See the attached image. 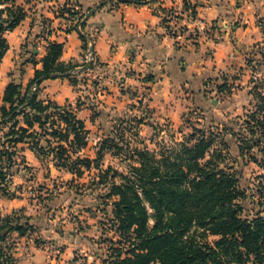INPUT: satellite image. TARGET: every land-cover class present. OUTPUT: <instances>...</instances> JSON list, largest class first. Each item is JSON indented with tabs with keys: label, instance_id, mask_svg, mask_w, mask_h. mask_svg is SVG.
I'll list each match as a JSON object with an SVG mask.
<instances>
[{
	"label": "trees",
	"instance_id": "1",
	"mask_svg": "<svg viewBox=\"0 0 264 264\" xmlns=\"http://www.w3.org/2000/svg\"><path fill=\"white\" fill-rule=\"evenodd\" d=\"M113 1L141 5L148 0ZM103 4L104 0H99L96 8ZM64 12L72 20L69 30L78 33L85 48L87 36L81 26L85 25L87 14L70 8ZM26 17L22 4L0 0V63L9 48L5 33ZM262 30L264 34V25ZM62 51V42L47 41L39 60L41 65L34 68L25 88L9 82L2 91L0 125L7 124L8 129L1 143L0 194L9 195L12 174L18 172L17 168L12 170V165L24 163L23 158L17 163L12 159L14 152L10 149L15 145L26 144L39 160L47 158L54 168L76 177L82 175L84 168H99L103 152L110 151L129 160L126 173L108 165L98 169L96 180L97 184H108L103 197L113 198L117 241L126 244L114 264H264V173L259 176L260 206L252 216H243L241 201L246 193L237 170L227 164L233 159L229 144L220 137L225 129L238 142V157L253 155V161L258 159L264 167V94L259 85L254 84L249 91L257 97L254 109L245 114L238 126L224 123L220 132L194 126L180 141L157 152L146 147L131 148L122 133H109L97 143L92 159L80 155L87 145L88 129L76 114L79 98L74 107L37 98L36 90L43 80L66 78L74 86L90 65L62 61ZM258 54L257 61L264 63V48ZM251 61L247 59L248 66ZM32 86H36L34 91ZM229 87L222 81L216 90L226 91ZM120 122L124 123L121 119ZM32 228L29 218L16 211L0 215V241L11 231L23 235ZM13 263L9 249L0 244V264Z\"/></svg>",
	"mask_w": 264,
	"mask_h": 264
},
{
	"label": "rangeland",
	"instance_id": "2",
	"mask_svg": "<svg viewBox=\"0 0 264 264\" xmlns=\"http://www.w3.org/2000/svg\"><path fill=\"white\" fill-rule=\"evenodd\" d=\"M15 1L23 5L28 18H31V21L25 25L22 35L19 32L9 35L11 40H15L12 43L10 61L12 68L16 69V67L25 66V63L36 61L40 54L39 45L36 43L40 40L37 41L36 38L41 37V31L33 30L34 21L36 20L40 26L39 22L45 24L44 20H49L47 16H55L59 19L51 20L54 23L52 30L60 29L62 25L68 29L72 20L64 10L65 8L76 9L73 0ZM68 1L72 2L67 3ZM262 19L264 22V16ZM17 35L20 37L19 40L15 38ZM257 46V48L253 46L250 50L252 56L249 58L252 61L249 63L247 72L239 74L235 72L229 78L221 80L230 85L228 91H217L216 85L219 83H214L213 88L208 87L204 90L206 92L204 102H196L193 92L183 88L175 99L161 98L159 104L151 105L148 102L146 107L142 104V99L150 98L149 87H141L140 91L129 90V85H125L127 83L122 76L129 75V67L121 69L120 67L123 66L113 65L111 68L107 63L99 62L95 55L91 61L86 62L85 55L89 46L85 45L80 61L77 62L90 65L84 68L77 84L71 85L76 95L70 101L72 103H69L74 107L79 98L80 107L76 110V114L84 118L88 129L87 145L80 155L95 158L97 143L109 133H122L131 148L146 147L157 152L163 146L180 141L183 136L192 131L194 126L202 130L211 128L220 132L224 123L230 126L242 124L245 114L254 109L257 101V97L249 93L252 86L258 84L260 91L264 94V63L257 61L260 60L258 50L264 48V42ZM121 70H123L122 74H116ZM22 72L24 74L26 69L23 68ZM108 75L111 76L115 89L104 84ZM22 77L24 79V76ZM36 92L40 94L39 90ZM103 94L112 96L107 98V96L103 97ZM120 119L124 123H121ZM7 129V124L0 125V152L3 150L1 146L4 140L3 134ZM220 137L229 144V152L233 159L228 160L227 164L231 165L233 170H237L239 183L246 193V198L241 201L244 208L243 216H252L262 200L258 189L261 182L259 176L264 173V167L259 165L258 159L253 161L251 157L253 155L246 154L242 158L238 157V142L225 129L220 132ZM262 139L264 140V137ZM19 148V145H15L10 149L14 152L12 159L16 163L21 161L22 155L19 153ZM102 155L99 168L93 165L88 170L84 168L80 177L72 174L70 176L64 172L51 174L46 166L53 167V164L47 158L42 160L43 164L40 160L39 167L27 166L24 163L13 164L11 167L12 170L17 168L18 172L27 175L25 184V182L19 183L20 177L12 174L13 183L10 189L8 187L7 195L16 191L19 197L27 199L28 208L25 211L30 215L21 211H16L17 214L28 218H39L42 225L65 232L67 240L73 244L68 258L64 257L61 259L63 262L56 264H114L118 253L123 252V248L126 247L125 243L119 244L117 241L118 234L112 220L113 198L103 197L108 184H97L96 180L98 169H105L108 165L119 172L126 173L129 160L121 155H113L110 151H104ZM115 180L119 181L118 178ZM33 229H38V226L27 230V235H33ZM34 236L37 237L39 234ZM16 238L13 232L9 233L0 241V244L11 250ZM213 238L210 237L209 240ZM36 240L40 241L39 243H45L41 237ZM65 246H67L66 243L57 246L59 253Z\"/></svg>",
	"mask_w": 264,
	"mask_h": 264
},
{
	"label": "crops",
	"instance_id": "3",
	"mask_svg": "<svg viewBox=\"0 0 264 264\" xmlns=\"http://www.w3.org/2000/svg\"><path fill=\"white\" fill-rule=\"evenodd\" d=\"M98 1L73 0L74 8L79 14H87L85 25L81 26L87 36L85 45L92 49L99 62L107 63L111 68L113 65L123 66L121 69L129 67V75H122L127 83L125 85H129V90L132 91H140L141 87L148 86V102L151 105L159 104L161 98L175 99L183 88L193 92L196 102H204V90L213 88L212 84L220 83L223 78H229L235 72H247V59L252 56L250 50L264 42V0H148L141 5L104 0V4L96 8ZM69 2L72 1L67 3ZM89 8L92 9L91 12L87 11ZM47 17L49 20H44L45 24L39 22L40 26L34 21L33 30L41 31V37L36 38L37 41L40 40L36 42L40 51L36 65L28 62L15 69L10 61L12 43L15 40H11L9 35L18 32L22 35L31 18L27 16L14 30L5 33L9 48L0 63V101L2 91L9 82L20 83L25 88L33 76L34 68L41 65L39 60L45 53L47 41L63 43L60 57L62 61H80L83 42L78 33L69 30L71 25L68 29L62 25L60 29L52 30L54 23L51 20L59 18ZM75 22L76 20L72 25ZM199 23L200 26L210 27L207 36L190 33L196 26L200 27ZM172 28L178 30V36L171 34ZM15 38L20 39L18 35ZM23 68L26 69L24 74ZM122 72L123 70L116 74ZM145 76L153 78L143 79ZM104 84L115 89L109 75ZM38 90V99L52 100L60 105L72 103L70 101L76 95L66 78L43 80ZM106 96L111 98L112 95L103 94V97ZM78 117L84 121V118ZM19 147L24 165L39 167L42 161L40 162L28 146L19 144ZM84 151L85 149L81 153ZM46 169L51 174L64 172L72 176L52 165L46 166ZM14 174L20 177L19 183L25 182L26 174ZM12 183L11 177L10 185ZM26 208L27 199L19 197L16 191L8 196L0 194L1 216L9 215L13 211L30 215L25 211ZM29 221L33 223V228L38 226V229L32 230L33 235H27V232L23 235L16 231L9 232L17 237L9 250L14 259L13 264H56L63 262L61 259L64 257L68 258L73 244L67 240L65 232L42 225L39 218L30 217ZM37 233L39 236H34ZM38 237L45 243H39L36 240ZM61 243H66L67 246L59 253L57 246Z\"/></svg>",
	"mask_w": 264,
	"mask_h": 264
},
{
	"label": "built area",
	"instance_id": "4",
	"mask_svg": "<svg viewBox=\"0 0 264 264\" xmlns=\"http://www.w3.org/2000/svg\"><path fill=\"white\" fill-rule=\"evenodd\" d=\"M170 16H173V13H170ZM199 26L201 25V23H199L198 24ZM80 27V26H79ZM186 32L188 31L187 29L185 30ZM190 33L192 34V35H199V33H201L203 36H207L209 33H210V27H206L205 25H202V26H200V27H195V28H193L191 31H190ZM171 34L172 35H179L178 34V30L176 29V28H172L171 29ZM93 55H94V53H93V51H92V49L89 47L88 48V50H87V53H86V55H85V61L86 62H88V61H91L92 59H93ZM32 91L33 90H35L36 89V86H33L32 88ZM218 95H220V93H218ZM141 100V99H140ZM142 104L143 105H146V107H147V105H148V100H146V99H142Z\"/></svg>",
	"mask_w": 264,
	"mask_h": 264
}]
</instances>
